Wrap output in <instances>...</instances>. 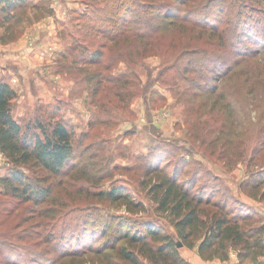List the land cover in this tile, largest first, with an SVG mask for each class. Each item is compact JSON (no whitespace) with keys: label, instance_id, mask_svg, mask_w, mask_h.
I'll return each instance as SVG.
<instances>
[{"label":"rangeland","instance_id":"1","mask_svg":"<svg viewBox=\"0 0 264 264\" xmlns=\"http://www.w3.org/2000/svg\"><path fill=\"white\" fill-rule=\"evenodd\" d=\"M34 1L25 0L24 6H18L17 13L27 18L8 26L2 20L9 14L0 10V51L7 47L17 51L22 46L28 50L17 64L11 62L16 72L0 65V80L8 82L16 92L11 108L21 125L60 117L66 121L73 155L65 171L50 179L48 176L53 192L47 203L34 206L10 199L2 194L0 184V260L12 261L9 244H19L26 245L28 253L40 251L39 259H50L48 264H110L104 253H109L108 261L129 264L116 260L110 241L115 243L119 236L118 226L134 234L144 232L143 224L149 222L159 228L161 235H170L180 243L179 252L185 260L203 261L196 247L181 245L173 225L157 212L147 193L150 178L145 173L149 167L159 175L162 170L176 171L180 181L195 179V188L203 190L204 185L210 199H222L234 212L264 220V172L259 174L264 169V145L255 138V111L244 107L235 93L243 98V92L234 90L237 84L232 80L220 83L230 92L225 101H230L233 113L227 115L221 112L222 102H214L215 96L209 98L205 93L186 89L185 79L194 75L180 76V67L190 59L192 48H201L206 35L203 36V26L210 24L217 12L226 15L229 24L241 15L250 27L249 37L256 39L255 44L244 38L241 49H256L261 52L258 58L264 57V0H196L203 7L197 12L200 24L188 23L186 29L181 17L193 6L190 0L185 5L178 0H145L141 4L125 0L122 8L133 10L125 14L127 26L138 25L137 33L117 46H111L101 33L113 32V23L90 24L82 20L81 15L96 4L94 0H64L69 6L60 0H42L33 9ZM161 1L179 5L176 26L156 31L154 25L160 19L150 16L147 21L151 30L145 29L143 12L155 15L154 3ZM44 10L53 13L40 19ZM53 24L56 35L48 33L47 41L39 39V30ZM144 37H159L156 51L163 54L154 55L140 44ZM168 44L170 49L166 48ZM100 47L104 54L101 63L95 67L85 64L82 54ZM64 54L80 61L79 65H62ZM45 55L50 67H44ZM128 58L133 63L126 62ZM111 62L110 67H104V63ZM8 171L9 164L0 153V178ZM256 173L259 177L253 178L251 175ZM247 180L249 184H245ZM112 186L121 187L141 201L144 210L129 212L118 202L95 196L99 189ZM115 244L125 242L117 239ZM33 257L27 254L16 261L33 264Z\"/></svg>","mask_w":264,"mask_h":264},{"label":"trees","instance_id":"2","mask_svg":"<svg viewBox=\"0 0 264 264\" xmlns=\"http://www.w3.org/2000/svg\"><path fill=\"white\" fill-rule=\"evenodd\" d=\"M24 1L0 0V10H4V14H9L2 22L8 26L26 17V15L17 13L20 10L17 7L24 6ZM40 1L42 0L34 1L33 9L38 8L39 5L36 3ZM94 1L96 4L91 5L87 13L81 15L82 20L90 24L113 23V32L109 33L107 30L101 32L109 40L111 46H117L122 39L133 37L137 33L138 25L134 28L127 26L125 14L133 10L122 8L125 0ZM138 1L140 4L145 2V0ZM190 1L193 6L183 12L181 17V24L185 29L188 23L199 26L201 17L197 12L203 8L200 2ZM178 2L185 5L187 1L178 0ZM170 4L169 1L154 3L155 15L152 11V13L143 12L142 24L145 25V29L151 30L148 18L157 16L160 21L154 25L156 31L172 30L176 26V18L179 17L181 9L179 5ZM122 10L123 13H121ZM219 11L223 12L222 9ZM52 13L51 10H44L39 17L41 19L51 16ZM116 13L120 14L116 16ZM237 16L238 19L229 24L227 16H222V13L217 12V17H213L210 24L203 26V36L206 35L201 40V48H192L190 59L184 67H180V76L194 75V77L185 79L188 82L186 89L205 93L209 98L215 96L214 102H222L221 112L227 115L233 113L230 101H225L230 98V92L225 90L224 85L220 83L234 81L237 84L234 90L239 88L243 92V98L238 95V92H235L236 96L242 101L244 107H250L255 111L256 117L253 124L256 132L255 138L259 145H264V57L258 58L261 52H257L256 49H249V47H246V50L241 49L240 44L244 38L252 40L251 42L255 44L256 39L249 37L248 22L241 15ZM28 19L30 20L29 17ZM223 20H226L224 24H222ZM257 32L262 31L257 30ZM159 39V37H144L140 44L151 49L154 55H160L163 52L156 51V45L160 43ZM80 44L85 45L83 42ZM166 48L170 49V45L168 44ZM69 49L77 52L75 47ZM82 55H84L81 57L85 64L95 67L101 63L104 55L103 48H96L91 53ZM64 56L65 62H62V65L66 67L79 65L80 61L77 59H68L65 54ZM106 58L108 62L111 58L110 53ZM127 61L133 63L131 58ZM111 64L112 62L103 65L110 67ZM15 97L16 92L10 84L0 80V153L9 164L8 173L0 178L2 194L10 199L39 206L52 200L50 195L53 192V183L48 180L61 174L71 163L73 155L71 131L61 117L44 122L35 121L33 125L28 123L21 125L12 113L11 103ZM22 167H25L28 172H25ZM261 172H264V169L259 174H263ZM158 173L160 172L154 173L151 167L147 168L145 176L150 178L147 193L155 203L158 210L156 211L173 225L176 234L181 239V245L191 249L196 247L198 256L203 260L226 261L231 255H235L239 264H264V220L250 219L246 214L241 215L237 211L234 212L232 208L226 206L222 199H210L204 185L203 190L200 187L195 188V179L180 181L176 171L168 173L162 170V174ZM259 174L251 176L259 177ZM262 176L260 175V178ZM249 182L247 180L245 184ZM95 196L100 200L118 202L124 205L126 211L129 212L144 210V204L141 201L133 199L119 186L99 189ZM143 228L144 232L133 234L121 231L122 227L118 226L120 233L117 239L125 244L116 245L117 239L115 243L110 241V248L116 254V260L129 264H191L180 255V247L170 235L165 233L161 235L159 228L149 222H145ZM158 240L159 242L155 243ZM128 246L131 249H128ZM9 247L13 260L5 262L0 260V264H20L16 260L27 254L35 256L31 259L33 264H48L51 261L50 259L40 260L41 252L35 249L28 253L26 245L9 244ZM104 254L107 262L117 264L116 261H108L109 253Z\"/></svg>","mask_w":264,"mask_h":264},{"label":"crops","instance_id":"3","mask_svg":"<svg viewBox=\"0 0 264 264\" xmlns=\"http://www.w3.org/2000/svg\"><path fill=\"white\" fill-rule=\"evenodd\" d=\"M60 2L63 3L64 6L66 4L68 5V3L65 2L64 0H60ZM65 9L66 10H64V12L67 11V8H65ZM50 19H52V17H50ZM49 23L52 24L53 22L49 21ZM52 29H55L54 24L51 26H47L46 28H41L39 30V39H41V37H43V39L47 41V39L49 38L48 33H52V34L56 35V31L52 30ZM23 47L24 46L21 47L22 49H19L17 51H15V49H13V47H10V49H7L8 47L6 49H1V51H0V65L3 64V66H4L3 68L16 72V67L14 65H11V62H15L14 64H17V62L19 60L18 58H20V57L23 58L25 56V54H27L28 50H26V47H24V48ZM57 56H58V54H57ZM44 60L46 62V65L44 67H50L49 63H47L48 58L46 55L44 56ZM263 260H264V258H263ZM190 263L191 264H239L235 255L230 256L229 260H226V261H221L219 259L200 261V259H197V260H191Z\"/></svg>","mask_w":264,"mask_h":264},{"label":"water","instance_id":"4","mask_svg":"<svg viewBox=\"0 0 264 264\" xmlns=\"http://www.w3.org/2000/svg\"><path fill=\"white\" fill-rule=\"evenodd\" d=\"M177 246L180 247V243H177Z\"/></svg>","mask_w":264,"mask_h":264}]
</instances>
